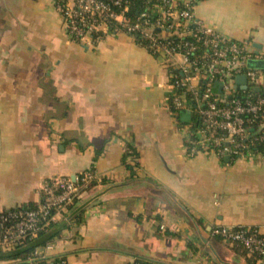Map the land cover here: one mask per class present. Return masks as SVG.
Masks as SVG:
<instances>
[{"label":"crops","instance_id":"crops-1","mask_svg":"<svg viewBox=\"0 0 264 264\" xmlns=\"http://www.w3.org/2000/svg\"><path fill=\"white\" fill-rule=\"evenodd\" d=\"M195 14L264 59V0H205ZM168 84L166 62L136 38L77 43L55 0H0V209L37 206L45 182L95 173L36 250L46 260L264 264L212 236H264V154L187 157Z\"/></svg>","mask_w":264,"mask_h":264},{"label":"built area","instance_id":"built-area-1","mask_svg":"<svg viewBox=\"0 0 264 264\" xmlns=\"http://www.w3.org/2000/svg\"><path fill=\"white\" fill-rule=\"evenodd\" d=\"M203 1L155 0L135 18L128 16L129 0H55V6L72 41L93 43L107 34H125L146 42L148 51L166 62L168 106L178 120L190 111V122L182 126L187 157L214 154L220 159H242L257 154V147L264 145V93L257 91L262 71L248 65L260 57L245 43L204 25L195 14ZM241 75L247 79L242 95L236 92V79ZM194 113L196 124H192ZM94 179L93 171L85 172L76 182L52 179L44 183L37 206L0 209V251H11L36 238L58 217L66 219L82 190ZM212 236L264 259V236L258 229L216 226ZM21 263L67 264L64 259L46 260L38 251L23 262L3 264ZM130 264L148 263L134 259Z\"/></svg>","mask_w":264,"mask_h":264},{"label":"trees","instance_id":"trees-1","mask_svg":"<svg viewBox=\"0 0 264 264\" xmlns=\"http://www.w3.org/2000/svg\"><path fill=\"white\" fill-rule=\"evenodd\" d=\"M110 1V0H106ZM131 2V9L129 11L128 16L131 18H135L139 15V13L144 10L147 6H150L152 3H154L155 0H129ZM138 40V39H137ZM138 42L142 45H145L146 42L142 40H138ZM202 87L200 89V93L202 94L204 91L203 83L201 84ZM214 90L216 93L219 92L216 86H214ZM238 94H243L241 90L236 91ZM179 121L181 124H186L181 119V115L179 116ZM198 122V119L195 118V120L192 121V124H196ZM255 133V130L252 131V133ZM258 152H262L264 154V145H260L257 147ZM34 206H28L27 208H33ZM63 226H59L57 223L52 224L50 227H48L47 230L41 232L38 234V236L31 240H26L23 244L15 247V249L11 251H0V261H13V262H23L28 257H30L36 250L39 248L44 247L49 242H51L55 237H57ZM239 250H243L240 247H236ZM243 252L248 256V254L243 250ZM252 259L253 263H258L261 258L257 256H249ZM22 264V263H21Z\"/></svg>","mask_w":264,"mask_h":264},{"label":"water","instance_id":"water-1","mask_svg":"<svg viewBox=\"0 0 264 264\" xmlns=\"http://www.w3.org/2000/svg\"><path fill=\"white\" fill-rule=\"evenodd\" d=\"M258 49H260V48H258ZM248 65L250 68H253V69L264 70V59L250 60ZM236 84H237V88L239 90H246V88H247L246 76L245 75L238 76L236 79ZM220 90H221V86H220ZM257 91L260 92V89L258 88ZM181 119L185 123H189L190 122V111H187L184 114H182ZM229 160H230V157L225 158V161L228 162Z\"/></svg>","mask_w":264,"mask_h":264},{"label":"rangeland","instance_id":"rangeland-1","mask_svg":"<svg viewBox=\"0 0 264 264\" xmlns=\"http://www.w3.org/2000/svg\"><path fill=\"white\" fill-rule=\"evenodd\" d=\"M195 118H197L196 117V115H195V113L193 114V120H195ZM181 130H182V126H181ZM219 239V238H218ZM221 239V238H220ZM230 245V244H229ZM231 246V245H230ZM233 247V246H232ZM235 247V246H234ZM240 251H243V250H240ZM249 256V255H248ZM261 260H263V259H261Z\"/></svg>","mask_w":264,"mask_h":264}]
</instances>
